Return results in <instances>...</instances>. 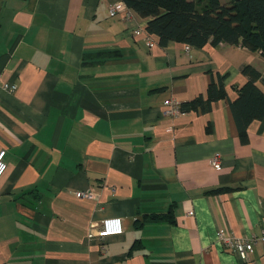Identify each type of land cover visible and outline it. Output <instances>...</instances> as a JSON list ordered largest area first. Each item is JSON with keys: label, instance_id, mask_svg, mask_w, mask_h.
<instances>
[{"label": "crops", "instance_id": "crops-1", "mask_svg": "<svg viewBox=\"0 0 264 264\" xmlns=\"http://www.w3.org/2000/svg\"><path fill=\"white\" fill-rule=\"evenodd\" d=\"M149 20L122 0H0V85L16 86L0 87V264H264L261 243L244 263L216 242L263 232L264 118L242 139L231 108L262 52L147 48ZM220 78L210 110L166 114ZM114 217L122 235L90 237Z\"/></svg>", "mask_w": 264, "mask_h": 264}, {"label": "trees", "instance_id": "trees-1", "mask_svg": "<svg viewBox=\"0 0 264 264\" xmlns=\"http://www.w3.org/2000/svg\"><path fill=\"white\" fill-rule=\"evenodd\" d=\"M140 16L149 18L145 28L162 46L170 41L202 48L208 43L242 45L260 50L264 57V0H122ZM242 73L248 82L231 103L242 139L249 125L264 118V74L246 65ZM226 96L223 79L212 83L207 96L180 105L182 110H210L212 104Z\"/></svg>", "mask_w": 264, "mask_h": 264}, {"label": "built area", "instance_id": "built-area-1", "mask_svg": "<svg viewBox=\"0 0 264 264\" xmlns=\"http://www.w3.org/2000/svg\"><path fill=\"white\" fill-rule=\"evenodd\" d=\"M119 7L112 6L109 10L111 16H115L118 12ZM132 17V14L128 11L125 15L124 20L126 22L130 21ZM136 36H142L144 44L147 48H150L152 46L153 37L149 35L145 28L140 27L135 31ZM191 47L189 45L186 46V50H189ZM2 89L8 92H13L16 89V86L14 84H11L10 82H6L2 85H0ZM181 113V108L177 104H172L170 109L166 112L167 115L171 116H178ZM6 150L0 151V180L4 176V174L7 171L8 165L6 162ZM210 164L216 168H221V161L220 156L216 155L210 160ZM76 196L79 198H85L94 200L96 198V195L93 191H79L76 192ZM99 229H97L96 235L93 233L90 234V237L97 236L101 240H104L108 237L122 235L124 233V226L122 219L114 217V218H106L101 221V223L98 226ZM216 242L220 246H224L226 248L231 249L234 253L238 255L240 260L244 263H247L251 259V254L254 250V246L257 243H261L264 245V227L263 232L260 237H253V238H245V237H238L233 232L229 231L226 228H222L218 230L216 234Z\"/></svg>", "mask_w": 264, "mask_h": 264}]
</instances>
